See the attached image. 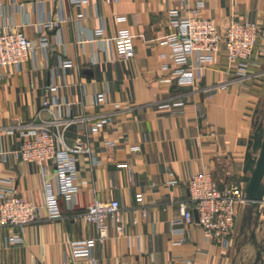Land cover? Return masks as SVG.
Returning a JSON list of instances; mask_svg holds the SVG:
<instances>
[{
  "label": "crops",
  "instance_id": "0c3cea01",
  "mask_svg": "<svg viewBox=\"0 0 264 264\" xmlns=\"http://www.w3.org/2000/svg\"><path fill=\"white\" fill-rule=\"evenodd\" d=\"M199 2L201 16L220 29L232 22L264 25V0H119L117 4L90 0L85 7L69 0H3L0 18L4 14L34 42L45 22L81 12L87 18L81 28L63 23L51 30L55 50L49 57L38 54L37 65L31 61L20 72L9 67L11 76L0 83V150L5 153L0 155V178H12L17 194L41 208L35 223L0 227V264H63L73 242L96 236L95 227L79 219L95 200H117L125 226L120 235L110 223L108 238L94 250L96 264H264V213L257 214L248 202L237 207L239 231L229 248L206 243L197 220L192 226L172 225L183 206L191 207L187 190L191 174L210 173L219 187L235 182L245 186V154L254 118L264 110V58L244 80L227 72L222 51L204 66L194 85L168 81L171 73L162 66L174 68L171 51L160 44L172 32L168 11L180 9L186 14ZM117 17H125V24ZM98 28H104L109 38L122 28L129 30L135 57L122 62L113 45L102 50L90 42ZM63 47L66 58L76 65L66 70L59 67ZM194 63L192 58L190 64ZM52 82L58 86L60 102L72 104L69 112L60 111L62 117L108 118V124L90 137L97 166L91 172L88 160L79 162L75 210H68L61 200L62 216L55 220L44 209V183L53 181L54 166L17 158L14 152L22 141L17 134H7L16 120L26 125L39 114L44 120L51 117L42 111V103L53 96L48 90ZM77 135L76 126L70 127L66 143L72 145ZM120 164L130 166L133 175ZM174 180L178 184L170 186ZM138 194L141 202L136 200ZM184 235L187 242L174 246ZM11 237L21 238L23 244H8Z\"/></svg>",
  "mask_w": 264,
  "mask_h": 264
},
{
  "label": "built area",
  "instance_id": "2783aa9c",
  "mask_svg": "<svg viewBox=\"0 0 264 264\" xmlns=\"http://www.w3.org/2000/svg\"><path fill=\"white\" fill-rule=\"evenodd\" d=\"M34 1V0H29ZM110 4H117L119 0H106ZM71 5L85 7L90 0H69ZM202 2L196 4L188 13L183 14L180 9L168 11V22L172 32L162 38L160 44L171 51L174 68L163 65V71H170L169 82L177 86H192L195 84L204 66L215 61L223 51L227 60V72L236 75L240 80L249 76L252 68L259 67L264 58V25L255 22H232L226 28L220 29L214 22L201 16ZM0 10H3V0H0ZM87 16L81 12L74 16H59L57 20H50L42 24L38 41L29 40L22 31L14 28L6 21L4 14L0 18V83L11 76L9 67L17 72L33 62L38 63V54L45 58L55 50L50 42L49 32L60 29L63 23L81 24ZM125 17H117L116 21L125 24ZM97 43L104 50L113 45L118 59L122 62L135 57V45L132 34L126 28L119 30L114 38L106 35L104 28L94 30L89 39ZM63 46V44L59 43ZM195 58V63L190 60ZM92 64V60L89 61ZM76 66L66 58L64 47L59 54V67L63 70ZM78 67V65H77ZM241 83V82H239ZM222 87V86H221ZM52 97L42 103V111H49L51 117L47 120L40 114L34 122L26 125L17 120L7 131V134H17L22 145L14 155L25 163L37 165L52 164L55 168L52 182L44 183V209L50 219L62 216L60 201L63 200L70 211H74L78 204L80 186L78 184L79 162L81 159L89 161L91 172L98 164L96 154L90 145L92 134L98 133L108 124V118L102 116L98 120H91L84 116L74 118L62 117L60 111L64 108L68 112L72 104L60 102L56 95L58 86L54 82L48 87ZM213 91V88L211 89ZM76 126L77 137L72 145L65 141V134L70 127ZM114 146V143L110 144ZM138 151L139 148H132ZM3 157L5 153L0 150ZM119 167L127 168L129 175H133L132 168L127 164ZM176 186L178 181L168 183ZM188 200L191 207L183 206L180 216L172 220L173 226H192L195 224V213L198 215L197 224L200 226L206 243L212 246L229 248L236 228L237 207L246 202L244 185L235 182L231 185L219 187L214 176L207 172L191 174L188 183ZM143 199L142 194L136 195L137 202ZM40 207L22 199L16 192L15 181L12 178H0V227H25L35 223L40 214ZM260 211L264 213V201L260 204ZM122 207L117 200H95L87 209L79 214V219L96 229V236L83 241L73 242L70 246L69 258L63 264H79L90 261L96 264L94 250L108 238L110 223H114L118 234L125 231L122 217ZM143 216L146 214L143 212ZM138 224L137 220L133 221ZM184 235L173 242L174 246H182L187 242ZM8 244L22 245L21 238L11 237ZM200 254L208 252L199 250ZM170 264H174L171 262Z\"/></svg>",
  "mask_w": 264,
  "mask_h": 264
},
{
  "label": "water",
  "instance_id": "95a60500",
  "mask_svg": "<svg viewBox=\"0 0 264 264\" xmlns=\"http://www.w3.org/2000/svg\"><path fill=\"white\" fill-rule=\"evenodd\" d=\"M257 114L253 122L254 132L249 139L245 154L243 172L246 176L243 181L246 202L258 209L257 214H260L259 207L264 201V117L259 119ZM195 218L198 221L197 213ZM260 259L261 253L257 261Z\"/></svg>",
  "mask_w": 264,
  "mask_h": 264
},
{
  "label": "flooded vegetation",
  "instance_id": "af4514ba",
  "mask_svg": "<svg viewBox=\"0 0 264 264\" xmlns=\"http://www.w3.org/2000/svg\"><path fill=\"white\" fill-rule=\"evenodd\" d=\"M257 116H258L259 119H261L262 117H264V111L258 112Z\"/></svg>",
  "mask_w": 264,
  "mask_h": 264
},
{
  "label": "rangeland",
  "instance_id": "374dc122",
  "mask_svg": "<svg viewBox=\"0 0 264 264\" xmlns=\"http://www.w3.org/2000/svg\"><path fill=\"white\" fill-rule=\"evenodd\" d=\"M260 111H264L263 109L262 110H260ZM238 229H237V231H236V229H235V231H236V234L238 233V231H239V227H237ZM247 264H252V263H247Z\"/></svg>",
  "mask_w": 264,
  "mask_h": 264
}]
</instances>
